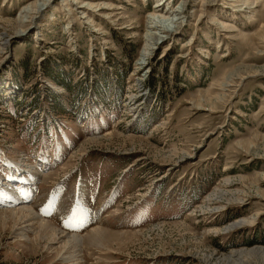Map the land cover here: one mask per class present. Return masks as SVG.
<instances>
[{
    "label": "rangeland",
    "instance_id": "rangeland-1",
    "mask_svg": "<svg viewBox=\"0 0 264 264\" xmlns=\"http://www.w3.org/2000/svg\"><path fill=\"white\" fill-rule=\"evenodd\" d=\"M158 1L57 0L18 37L35 0H0V151L39 172L2 184L38 205L0 207V264H264V0H166L187 21L140 67ZM19 208L83 245L63 259Z\"/></svg>",
    "mask_w": 264,
    "mask_h": 264
},
{
    "label": "bare ground",
    "instance_id": "bare-ground-1",
    "mask_svg": "<svg viewBox=\"0 0 264 264\" xmlns=\"http://www.w3.org/2000/svg\"><path fill=\"white\" fill-rule=\"evenodd\" d=\"M56 1L57 0H35V2L30 4L24 10H22L21 15L19 17V20L17 22V25H19L21 27V29H19L18 32H16L15 36L25 37L28 35V33L30 31H35L39 25V22H41L46 17L47 10L55 8ZM190 3H191V1H185L182 5H180L176 9L171 10L167 7V5H166L167 1L166 0L158 1L157 8L159 9L158 10L159 12L156 14H151L148 17L147 22H146V31H145L146 39L144 41V46H143V48L141 50V54H140V60H139V66L140 67L146 66L149 59L154 55L156 49L160 45L168 42V40L174 38L175 36H177L179 34V31L182 30L185 22L187 21V16L185 14H186V8L190 5ZM81 8L86 9V8H88V6L83 5ZM92 8H93V6H92ZM25 24H29L31 26L29 28L25 29ZM229 85H230L229 82H225L223 84V86H229ZM150 97L151 96H147L146 99H149ZM251 147H254V146H251ZM24 161H26V159H24ZM45 163L48 164L47 162H45ZM46 164L40 163L39 167H42V170L44 171ZM33 168L35 169V172H37L36 167L33 166ZM21 172H24V171L19 170L20 175L17 174V176H19L20 181H17L16 183L22 185L24 188L26 187V185L24 186L23 183H27L29 186L34 185L35 186L34 189H36L37 184H38L37 181L31 179V177L29 176V173H32V172H29V173L25 172L26 176H24ZM27 176H29V177H27ZM8 187L13 188V186H11V185ZM14 188H13L14 193H17ZM32 192H34V191L30 190V193H27L23 189L22 190V196L27 197V195H28V197H29V195H33ZM60 192H61V188L58 189L57 194L58 193L60 194ZM241 194L242 193H240V192H238L234 195L232 194L233 198L237 197L235 199V201H239V202L243 201L240 198L241 196H243V194L242 195ZM217 195H218V193H216L215 196L217 197ZM258 198L264 201V195L260 194L258 196ZM79 199L81 200V198L78 197L79 205L77 203V210H78V207L80 209L82 208V210H83L84 206L81 203L82 200L80 201ZM208 201H210V203H212L213 199H209ZM16 203L18 204V202H16ZM18 205H20V204H18ZM222 207H219V208L217 207L214 210L220 211L222 209ZM7 212H11V214L19 220L21 218L23 219L24 224H26V231H28V232L30 231L31 233L35 234L34 240L36 242H38V241L39 242H48L49 247L52 245L60 246L61 250H62L60 255L65 260H66V258H68L66 255H68L71 250H73L77 253L78 249L81 248V246L83 245L84 238H77V237L71 238L69 236H65V235L61 234L60 232H58L53 227V225H51L49 223L42 222V221H39L38 223L34 222V219L36 217L27 208H19V209L7 211ZM93 217L95 218L96 215ZM74 222L77 223L79 221L75 220ZM83 222L88 223L86 220L85 214L82 215L81 220H80V224H82ZM249 222L250 221L242 220L240 222L235 223V225H231L229 227V229H234L240 225H243V224H246ZM225 231H226V229H225ZM91 235H92L91 241H100L101 243H102V241H104L106 243L107 242L110 243L111 241H113L115 239V236H114L113 237L114 239L111 240L112 237H110L108 235V233H105L103 231H95ZM260 251H262V250H260ZM236 254H234V255H236ZM244 254H246V252H244L242 254H238V256L242 257Z\"/></svg>",
    "mask_w": 264,
    "mask_h": 264
},
{
    "label": "trees",
    "instance_id": "trees-1",
    "mask_svg": "<svg viewBox=\"0 0 264 264\" xmlns=\"http://www.w3.org/2000/svg\"><path fill=\"white\" fill-rule=\"evenodd\" d=\"M57 109V108H56ZM58 111H63L60 107H59V109H57Z\"/></svg>",
    "mask_w": 264,
    "mask_h": 264
},
{
    "label": "crops",
    "instance_id": "crops-1",
    "mask_svg": "<svg viewBox=\"0 0 264 264\" xmlns=\"http://www.w3.org/2000/svg\"><path fill=\"white\" fill-rule=\"evenodd\" d=\"M78 196H79V195H78ZM81 198H82V193H81ZM82 199H83V198H82ZM84 199H85V198H84ZM85 202H86V200H85ZM85 202H84V203H85ZM86 204H87V203H86Z\"/></svg>",
    "mask_w": 264,
    "mask_h": 264
}]
</instances>
